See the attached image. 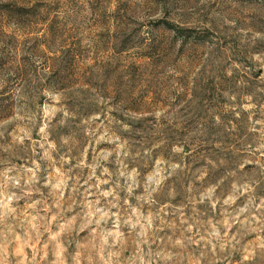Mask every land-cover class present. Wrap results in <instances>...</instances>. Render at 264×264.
Segmentation results:
<instances>
[{
    "label": "rangeland",
    "instance_id": "1",
    "mask_svg": "<svg viewBox=\"0 0 264 264\" xmlns=\"http://www.w3.org/2000/svg\"><path fill=\"white\" fill-rule=\"evenodd\" d=\"M0 264H264V0H0Z\"/></svg>",
    "mask_w": 264,
    "mask_h": 264
}]
</instances>
